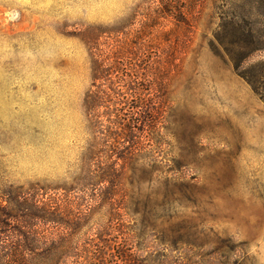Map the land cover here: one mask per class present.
I'll list each match as a JSON object with an SVG mask.
<instances>
[{"label": "rangeland", "instance_id": "rangeland-1", "mask_svg": "<svg viewBox=\"0 0 264 264\" xmlns=\"http://www.w3.org/2000/svg\"><path fill=\"white\" fill-rule=\"evenodd\" d=\"M249 3L198 0L179 22L167 0H0V188L73 184L97 46L160 113L136 159L113 158L137 264H264V14ZM231 20L256 41L234 46L238 69L215 36Z\"/></svg>", "mask_w": 264, "mask_h": 264}, {"label": "trees", "instance_id": "trees-1", "mask_svg": "<svg viewBox=\"0 0 264 264\" xmlns=\"http://www.w3.org/2000/svg\"><path fill=\"white\" fill-rule=\"evenodd\" d=\"M197 1L167 0L164 6L182 22L186 19L177 16L183 15L184 4ZM249 5L264 14V0H250ZM247 24L225 21L224 32L215 35L228 46L236 69L240 56L234 46L256 43ZM93 49V89L83 102L92 129L84 166L71 186L35 182L0 188V264H137L139 260L138 236L124 222L127 206L120 211L117 192L122 173L113 158L136 159L144 140L152 141L160 113L139 95L133 66L124 75V61L108 57L97 46ZM248 82L259 89L251 79Z\"/></svg>", "mask_w": 264, "mask_h": 264}]
</instances>
